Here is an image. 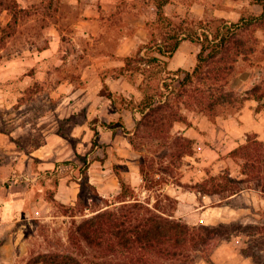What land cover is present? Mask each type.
Masks as SVG:
<instances>
[{
  "label": "trees",
  "instance_id": "obj_1",
  "mask_svg": "<svg viewBox=\"0 0 264 264\" xmlns=\"http://www.w3.org/2000/svg\"><path fill=\"white\" fill-rule=\"evenodd\" d=\"M153 1L165 36L153 45L159 54L170 58L184 39L200 47L192 69L170 70L168 60L158 55L125 57V64L134 59L145 66L134 70L142 76L137 85L140 96L130 94L126 99V106L138 118L131 131L118 127L113 132L127 133L132 147L139 152V173L146 191L180 182L183 158L194 153V140L182 129H174L178 122L191 125L184 111L204 112L214 119L238 112L247 99L257 101L255 110L264 106V41L253 36L254 31L264 27V0H252L262 5L259 14L245 15L237 21L200 20L197 27L186 28L184 21L176 23L165 14L163 6L168 0ZM9 2L13 23L17 22V12L29 13L25 8L18 9L15 0ZM239 61L258 66V79L242 84L233 80ZM102 95L112 99L110 93ZM229 155L240 166V178L225 170L184 185L199 198L222 195L220 200L245 188L264 192V140L249 133ZM83 164L75 204L55 198L59 178L56 169L47 171L41 180L46 199L70 217V246L40 252L33 264H196L201 258L210 263V255L220 241L241 233L248 236L241 252L250 256L253 264H264V258L257 255L254 237L264 225L236 220L190 224L171 212L176 199L169 192L162 191V198L151 202L150 196L142 198L121 175L120 191L112 199L106 198L90 181L86 160Z\"/></svg>",
  "mask_w": 264,
  "mask_h": 264
},
{
  "label": "rangeland",
  "instance_id": "obj_2",
  "mask_svg": "<svg viewBox=\"0 0 264 264\" xmlns=\"http://www.w3.org/2000/svg\"><path fill=\"white\" fill-rule=\"evenodd\" d=\"M9 1L0 0V166L8 164L10 167L6 185L15 183L32 188L39 174L36 170L39 158L34 152L51 139L56 131L71 137L72 127L85 120L84 117L89 112L88 105L75 118L61 120L57 117L60 100L67 96L72 99L84 96L83 100L90 102L98 92L103 97L105 95L102 93H110L114 104L119 106L126 104L130 94L139 97L137 85L142 76L134 70L145 66L134 59L125 64L126 56L117 55L123 44L121 39H130L125 43L128 48L134 45L127 56L158 55L167 59L153 46L155 41H163L165 36L161 32V23L157 22V8L153 0H123L117 16L111 7L102 11L100 0H15L18 9L25 8L29 11L28 14L17 12L16 23L12 21L13 12L8 9ZM171 1L175 2L177 10L171 5L173 10L163 8L164 12L176 23L184 21V28L197 27L200 20L211 23L215 18H220L215 14L216 8L222 5V1L227 2L213 0L206 3V14L199 16L189 11L193 0ZM89 5L93 7L92 14H87ZM95 12L98 15L94 16ZM100 18L105 19L106 23L100 21ZM8 31L11 34L8 35ZM253 36L264 41V27L254 31ZM194 45L198 52L200 46L196 43ZM119 60L123 61L119 63ZM258 74V66L239 61L232 77L241 84L246 80L252 83L258 79ZM120 76L123 78L119 84L122 90H112L106 80ZM70 83L72 85L69 86ZM184 112L188 119L195 114L208 116L200 111ZM95 120L91 118L92 122ZM183 127L185 124L178 122L174 129ZM82 131H86V128ZM93 139L95 141L97 136ZM87 157L86 155L84 159L86 163ZM185 157L181 174L187 161ZM84 160L79 162V166L84 165ZM69 164L71 163L65 161L58 166L66 174H70ZM73 171V175L78 172L77 169ZM182 186L183 190L187 188ZM166 187L159 186L147 191L146 195L150 196L151 202H155L156 198H162L161 193ZM137 194L143 196L141 190ZM221 196H211L208 198L209 204L215 205ZM175 199L176 207L171 211L174 215L177 210V198ZM200 200L203 201V198ZM228 201L222 199L220 203ZM191 209V206L184 208L183 218L190 224L200 223L201 216L190 211ZM49 213L53 217L44 218V215H40L36 218V214L29 218L14 216L8 228L0 227V246L12 243L15 245L12 239L16 236L18 241L17 249L8 250L10 255H15L14 262H8L0 250V264H33L40 252L69 249L70 217L60 216L63 213L55 207ZM211 219L208 216L203 223L219 222ZM260 231L262 233H255L254 237L257 238L255 242L259 248L257 255L263 259L264 227ZM232 238L233 236L230 239ZM247 239L242 235L239 241L234 242L236 246L233 247L232 244V248L227 250V254H220L218 261L212 260V253V262L202 258L196 264H241L242 258L238 251L246 245ZM225 241L227 239L220 243Z\"/></svg>",
  "mask_w": 264,
  "mask_h": 264
},
{
  "label": "crops",
  "instance_id": "obj_3",
  "mask_svg": "<svg viewBox=\"0 0 264 264\" xmlns=\"http://www.w3.org/2000/svg\"><path fill=\"white\" fill-rule=\"evenodd\" d=\"M211 1L213 0H193L189 11L203 16L206 14V3ZM100 2L102 11L111 7L117 16L118 10L122 8L123 0H100ZM171 5L174 10H177V5L171 0H168L163 8L171 9ZM92 10V5H89L87 14H92ZM262 10V5L253 3L252 0H227V2L222 1V5L216 8L215 14L228 21H237L242 16L259 14ZM96 15H98L97 12L94 13V16ZM100 21L105 19L100 18ZM131 40L133 41L132 38ZM121 41L123 44L117 51V55L127 56L132 52L134 45L128 48L125 44L130 41L128 38H122ZM196 52L197 47L193 42L188 39L182 40L174 54L167 59V68L176 70L180 67L186 69L193 67L196 62ZM122 61L119 60V63ZM122 80L120 76L108 78L106 81L110 88L116 91L122 90L119 85ZM83 97L72 99L67 96L60 100L57 117L61 120L75 118L88 105L89 112L84 117L85 120L72 127L71 137L56 131L51 139L34 152L39 158L36 169L39 174H36L34 187L29 188L15 183L6 185L10 167L8 164L0 166V227L8 228L14 216L29 218L36 214V218L40 215H44V218L53 217L49 212L54 206L46 199V188L41 181L49 170L56 169L59 172L58 182L55 185V198L65 204H75L80 187L79 162L81 159L78 155L88 156L89 179L104 197L112 199L120 191L119 175L128 181L136 192L141 190L142 198L146 196L147 191L144 189L143 179L139 173V153L132 147L127 133L113 132V129L118 127L131 131L138 114L126 104L117 106L111 98L103 97L99 92L90 102L83 100ZM256 106V100L247 99L242 108L234 114L216 116L214 119L207 115L195 114L189 118L191 125L183 127L182 130L186 136L194 140V153L185 157L187 161L182 168L180 182H171L166 185V191L177 198L176 217L184 219V208L191 206L190 211L201 216L199 221L202 223L205 222L206 217L210 216L213 222L240 219L243 223L264 225V192L259 189L245 188L229 195L227 203H220L221 200L217 199L216 204L211 205L208 202L210 196H202L203 201H201L193 190L184 188V191L182 188L184 183L197 182L209 174H219L225 170H229L234 177L242 176L239 164L229 153L243 144L249 133H256L259 139L264 140V106L260 110H255ZM91 118L96 120L92 122ZM85 128L86 131H82ZM94 133L97 136L95 141ZM65 161H71L68 165L71 167L70 174L59 169L58 165ZM75 169L78 172L73 175ZM242 235L248 237L246 234L242 233ZM242 235H234L232 239L219 243L212 252V260L218 261L221 253L227 254V250L232 248V244H234L233 247L236 246L234 242L239 241ZM12 240L15 245L12 243L0 246L8 262H14L15 258L14 254L8 253L9 248H18L17 236ZM238 254L242 258L241 264H253L250 256L244 255L241 251H238Z\"/></svg>",
  "mask_w": 264,
  "mask_h": 264
}]
</instances>
